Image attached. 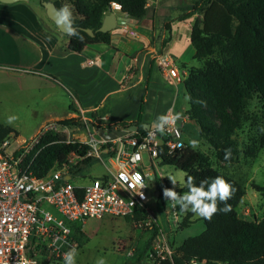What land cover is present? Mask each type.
Here are the masks:
<instances>
[{
  "label": "trees",
  "instance_id": "trees-1",
  "mask_svg": "<svg viewBox=\"0 0 264 264\" xmlns=\"http://www.w3.org/2000/svg\"><path fill=\"white\" fill-rule=\"evenodd\" d=\"M73 8L72 27L76 35H69L68 50L80 54L89 45L111 44V33L99 31L102 22L109 14L112 4H118L121 11L137 24L148 14V0H70ZM60 10L61 3L54 1ZM42 4V3H41ZM43 6V5H42ZM44 8V6H43ZM194 15L197 18L192 25L190 42L195 50L194 59L202 60L218 55L220 60L205 69L192 73L184 82L185 94L189 101L188 114L198 123L200 137L215 151L216 159L223 164H233L243 153L235 139L249 103L257 97L264 109V0H198L183 16L182 20ZM136 24V25H137ZM91 30L93 35L87 33ZM172 42L169 36L160 43L159 56H163ZM150 62L146 84L141 96L138 117L132 121L107 123L96 118L95 113L88 114L87 123L95 128L116 125L121 129L137 126V131L146 133L144 122L147 103L151 92L154 64ZM70 114L59 122V126H77L85 120L73 116L75 109L71 105ZM209 111L214 112L220 121L217 126ZM80 120V121H79ZM79 121V122H78ZM33 137L38 136L40 131ZM16 131L0 124V146ZM32 138V139H33ZM31 140V139H30ZM264 147V137L258 144H253L243 153L248 159L257 157ZM43 148L35 160L33 171L39 177L45 176L55 164L68 163L69 156L76 153L84 157L88 147L80 144H67L66 136L47 134L41 139L37 149ZM161 166H173L186 175L183 186L173 187L166 183L167 189H174L178 195L188 191L187 181L192 178L195 185L202 180L209 183L217 176L230 182L232 191L227 201L217 200V212L210 219L198 216L205 225V231L191 237L175 248L172 261L163 264H264V218L260 221L243 220L238 215V208L246 195L243 184L218 170L211 168L204 155L187 147L176 157L161 154ZM95 163L94 159L85 162L87 167ZM75 166L76 172L84 169ZM264 197V187L254 185ZM159 196H161L159 192ZM161 198V197H160ZM225 204L230 211H221ZM179 211L183 216L181 228L191 227L197 216L190 210ZM145 215L147 212H144ZM130 219V218H127ZM136 219H145L138 214ZM82 223H76L73 233L80 234ZM154 226L152 240L157 234ZM152 240L144 248L143 255L150 248ZM81 245V243H80Z\"/></svg>",
  "mask_w": 264,
  "mask_h": 264
},
{
  "label": "rangeland",
  "instance_id": "rangeland-1",
  "mask_svg": "<svg viewBox=\"0 0 264 264\" xmlns=\"http://www.w3.org/2000/svg\"><path fill=\"white\" fill-rule=\"evenodd\" d=\"M42 1H59L61 7L67 4L73 12L70 0H29L27 4L30 6H41ZM196 1L198 0H148L146 19L138 23L135 31L131 30L144 34L145 37L138 40H146L149 49L146 48L144 50H149L153 56L150 55L151 57L146 60L142 59L136 66L130 65L128 70L133 73V77L129 79L128 75H126L121 80V86L125 85V83L139 80L146 84L150 62L153 58H157V60L152 74V77L153 75L155 76V80L152 83L155 85L158 81V83L162 84L161 87L153 85L156 87V93L152 99H150V94L144 116V122L148 124L155 125L158 117L163 115L166 109L171 106L174 107L180 117H184L186 113L188 114L189 101L185 94L184 82L192 73L203 70L208 65H213L214 62L220 60L218 55L202 60L194 59L195 50L190 44L189 38L195 20L202 17L194 15L189 19L182 20V18ZM116 11H114L112 5L109 13L115 12L119 14ZM126 32L129 33V31ZM66 36L69 37V35ZM169 36L172 38V42L163 56L168 55L171 63L178 68L182 77V82L178 85L166 80L159 71L157 64L158 59L163 57L159 56L161 40L167 39ZM64 40L66 41L67 39ZM55 55L56 57L50 62L46 73H54V71L62 67L64 62H67L64 55ZM74 56L79 57L80 55ZM74 56L72 58H75ZM13 58L14 56L10 54L1 55V61L4 62ZM58 77L62 79L63 84L45 79L42 86V80L18 81L11 79L9 75L0 76V124L13 128L25 140H30L41 127L43 128L49 124L58 125L61 120L66 119L70 114L69 107L71 104L76 111L73 116L77 117V119L81 118L83 121L84 119L87 121L88 114L91 113H95L96 118L99 120L106 118V115L110 114L112 106L109 103L105 104L104 109H99L95 112L83 113L79 111L77 103L75 104V97L72 94L78 91L79 95L83 96V99L80 98L82 104L99 103L100 99L108 91V87H110V83L106 81V78L97 79L90 83L83 81L73 83L64 80L61 76ZM32 82L40 86L29 91L26 86ZM121 86L119 85V87ZM143 90L144 85L132 89L128 93L130 95L129 100L116 113L113 114L111 112L113 114L111 116L120 121L129 122L133 119L135 120L138 117ZM209 114L218 126L220 121L216 114L211 111H209ZM10 120L11 122H9ZM109 120L108 123L115 122L111 121L110 118ZM64 127L69 129V133L66 134L67 138L70 137L81 141L90 140V134L84 122L83 125ZM183 132L186 146L204 155L211 168L233 177L243 184L246 195L238 208L239 217L249 221L262 220L264 218V197L257 192L254 185L264 187V147L254 159H248L243 154L251 145L255 143L259 145V142L264 137V109L259 99L255 97L249 103L244 119L236 131L235 139L238 141L240 150L243 153L233 164H223L216 159L215 151L200 137L198 123L193 121V119L185 124ZM8 139L11 142L15 141L13 136H9ZM100 154L102 159L107 162L111 151H107V147H102ZM86 161L81 162L75 159V162L84 170L75 175L74 182L86 183L82 179L85 176L97 177L107 173L105 165L95 160L94 164L87 167L85 165ZM107 166H109L108 162ZM73 168L75 167L73 166ZM153 172L156 175V182L152 183L148 191V212L156 220V226L163 229L171 238L170 240L174 241L175 247L179 248L185 240L202 234L205 231V225L198 220V216H195V223L191 227L181 228L180 223L183 216L180 214L178 204L164 197V190L167 189L166 183L173 185L169 177L175 178L177 181L176 186L180 187L185 184V173L173 166H159L157 164ZM159 192L161 196H159ZM139 221L140 219L105 217L102 220H88L86 223H82L80 234L76 236L81 243L77 252L76 264H97V261L101 258L104 259L105 264H145L143 251L147 243L152 240L153 230L137 228L135 224L139 223ZM130 250H132L133 254L128 257L127 252ZM41 260H45V257ZM53 264H64V262H54Z\"/></svg>",
  "mask_w": 264,
  "mask_h": 264
},
{
  "label": "built area",
  "instance_id": "built-area-1",
  "mask_svg": "<svg viewBox=\"0 0 264 264\" xmlns=\"http://www.w3.org/2000/svg\"><path fill=\"white\" fill-rule=\"evenodd\" d=\"M113 9L115 11L114 6ZM117 11H121L120 6ZM123 27L132 37H139L137 32L131 31V26ZM157 64L166 80L176 85L182 82L178 68L168 55L159 58ZM163 115L171 121L163 133L149 124L144 134L136 130L112 141L100 137L98 131L127 129L112 124L95 128L87 121L89 141L67 138L69 129L55 124L43 127L38 136L22 143L7 138L0 146V264L64 262L68 251L80 249L72 226L88 220L105 217L132 220L141 214L145 219H140L135 226L154 230L157 222L148 212V191L156 182L153 170L156 164L161 166V154L176 157L186 148L183 129L192 119L187 113L184 117L177 115L173 106ZM102 120L107 122L105 118ZM47 134L64 135L67 144L87 146L86 155L79 157L72 153L68 163L55 164L45 176L39 177L33 166L43 149L37 147ZM102 147L111 151L107 158L109 166L101 157ZM90 158L105 165L107 173L85 176L82 179L86 183L74 182L77 172L73 166L78 165L75 159L83 162ZM66 176L70 177L67 181L64 180ZM136 176L140 179L136 180ZM157 229L145 254V264H163L172 261L175 255L173 240L163 229ZM132 254V250L127 252L128 257ZM43 257L45 260H41Z\"/></svg>",
  "mask_w": 264,
  "mask_h": 264
},
{
  "label": "crops",
  "instance_id": "crops-1",
  "mask_svg": "<svg viewBox=\"0 0 264 264\" xmlns=\"http://www.w3.org/2000/svg\"><path fill=\"white\" fill-rule=\"evenodd\" d=\"M45 11L46 9L42 5L30 6L27 2L13 5L0 4V76L9 75L11 79L18 81L42 80V86L45 79L63 84L62 79L58 76L73 83H77V81L90 83L106 78L110 87L99 103L82 104L80 98L83 99V96H80L78 91L72 93L78 110L83 113L104 109L105 104L109 103L112 106L111 112L114 114L129 100L128 93L132 89L142 87V85L145 87L142 80L125 83L121 86V80L126 75L129 79L133 77V73L128 70L130 65L136 66L142 59L146 60L153 56L149 50H144L149 49L146 40H138L145 37L143 33L136 31L139 33V37L135 38L127 33L124 27L117 28L111 32L110 45H89L77 57L74 56L77 53L68 50L69 37L61 33L49 18L47 20ZM136 24L135 27H138ZM135 27L132 30L135 31ZM140 34L142 35L140 36ZM4 54L13 55L14 58L7 62L1 61V55L4 56ZM55 54L64 55L67 62H64L62 67L54 73H46L50 62L56 57ZM153 80H155L154 75L151 81L150 99L156 93L154 86H162L158 81L154 85ZM28 85L26 87L29 91L40 86L34 82ZM111 112L106 115L105 120L108 122L110 118L111 121H120L113 118ZM12 136L20 143L28 141L20 134L18 137L14 134Z\"/></svg>",
  "mask_w": 264,
  "mask_h": 264
},
{
  "label": "clouds",
  "instance_id": "clouds-1",
  "mask_svg": "<svg viewBox=\"0 0 264 264\" xmlns=\"http://www.w3.org/2000/svg\"><path fill=\"white\" fill-rule=\"evenodd\" d=\"M57 23L66 27L70 35L77 34L72 27L73 12L67 4L58 11ZM170 123L171 121L167 115H161L158 117L155 127L163 133L166 126L170 125ZM169 178L172 180L173 185H176V179ZM135 179L139 180L140 177L136 176ZM187 188L188 191L183 195H178L174 189H165L164 197L178 204L181 210H190L195 215L207 219H210L217 212V200L222 202L227 201L232 191L230 182L221 176L212 179L210 183L208 180H202L198 186L189 177ZM221 211H230V206L225 204V207ZM77 254V250L74 248L68 251L64 256V264H76ZM97 264H105L104 259H99Z\"/></svg>",
  "mask_w": 264,
  "mask_h": 264
},
{
  "label": "water",
  "instance_id": "water-1",
  "mask_svg": "<svg viewBox=\"0 0 264 264\" xmlns=\"http://www.w3.org/2000/svg\"><path fill=\"white\" fill-rule=\"evenodd\" d=\"M29 0H0V4L3 5H13L17 3L28 2ZM42 5L46 9L47 17L55 24L58 30L65 34L70 35L68 29L60 24L57 23V14L59 9L56 7L54 2H46L42 1ZM129 25L131 27H135V21L127 16V14L123 13L122 11L119 14L115 12H111L107 14L102 22V26L100 27L99 31L102 33H111L118 27H123ZM87 33L93 35L91 30H86ZM145 128L148 130L150 125H146ZM137 130V126L132 125L127 130H118L113 132H107L104 129L98 131L100 137L107 141L115 140L119 137L128 136L130 132H135ZM70 177L66 176L64 178L65 181L69 180Z\"/></svg>",
  "mask_w": 264,
  "mask_h": 264
},
{
  "label": "bare ground",
  "instance_id": "bare-ground-1",
  "mask_svg": "<svg viewBox=\"0 0 264 264\" xmlns=\"http://www.w3.org/2000/svg\"><path fill=\"white\" fill-rule=\"evenodd\" d=\"M113 6H114L115 10H118L119 9V6L117 4H113Z\"/></svg>",
  "mask_w": 264,
  "mask_h": 264
}]
</instances>
